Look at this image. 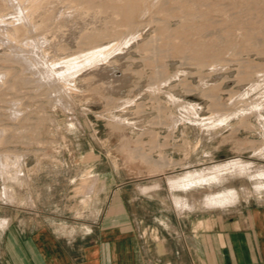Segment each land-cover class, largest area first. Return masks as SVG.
I'll return each mask as SVG.
<instances>
[{
  "label": "rangeland",
  "instance_id": "obj_1",
  "mask_svg": "<svg viewBox=\"0 0 264 264\" xmlns=\"http://www.w3.org/2000/svg\"><path fill=\"white\" fill-rule=\"evenodd\" d=\"M144 1L0 0V264L264 202V0ZM29 24L57 85L7 57Z\"/></svg>",
  "mask_w": 264,
  "mask_h": 264
},
{
  "label": "crops",
  "instance_id": "obj_2",
  "mask_svg": "<svg viewBox=\"0 0 264 264\" xmlns=\"http://www.w3.org/2000/svg\"><path fill=\"white\" fill-rule=\"evenodd\" d=\"M203 213L184 212L189 226H174L154 244L141 243L133 230L112 229L89 243L32 235L12 250L25 264H264V202Z\"/></svg>",
  "mask_w": 264,
  "mask_h": 264
},
{
  "label": "bare ground",
  "instance_id": "obj_3",
  "mask_svg": "<svg viewBox=\"0 0 264 264\" xmlns=\"http://www.w3.org/2000/svg\"><path fill=\"white\" fill-rule=\"evenodd\" d=\"M148 2H150L151 0H147ZM109 2V1H108ZM113 2V1H112ZM115 2V1H114ZM133 2L134 0H117V8H119L120 12L123 13V10L125 8V12L128 11L130 14L132 13H135L136 12V8L133 6ZM146 2V0L144 1ZM147 2V3H148ZM170 2V0L166 1L164 3V5H162V8H167V3ZM174 4L182 7V6H185L187 5V3L189 2V0H173ZM146 3V4H147ZM152 3V2H151ZM149 3V4H151ZM154 3V2H153ZM115 4V3H114ZM109 5V4H108ZM143 6V4H142ZM189 6V5H188ZM105 7V6H103ZM102 7V8H103ZM177 7V6H175ZM193 8V7H192ZM178 9V8H177ZM116 10V8H115ZM104 11V10H103ZM18 12H19V15H21L23 17V12H22V7H18ZM19 15H18V18H19ZM116 15V14H115ZM116 17H120V16H116ZM130 20V19H129ZM134 22V21H133ZM120 23V22H119ZM3 23H0V26H2ZM115 24V23H114ZM129 24V25H128ZM126 25L130 26L132 25V21H128L126 23ZM137 25V24H136ZM132 28V27H131ZM130 28V29H131ZM129 29V30H130ZM132 30V29H131ZM33 32V29H32V26L29 24V36L26 37V39L24 40H21V42H23L22 44H16L15 40H13L11 43H10V47L11 48V51L7 54V57H11L12 58V61L15 62V63H18L19 65H21L22 68L24 69H28L30 70L33 74V78L34 80H37V81H44V82H47V83H51L53 85H57L55 82H56V77L55 75L53 76L51 73L52 69H53V63L52 62H49L47 61L45 58L43 57H39V56H35L36 54L34 53L32 55V57L30 58V55L28 56V54H25V50L28 51V49H32V52H34L35 48L39 47L40 45V40L39 38H35V34L32 33ZM97 32V31H96ZM100 32V31H99ZM94 33V32H93ZM129 33H131L129 31ZM99 35H102V33H99L97 34L96 36L99 37ZM130 35V34H129ZM89 37V36H88ZM125 37V36H124ZM28 38H32L30 43L28 44H25V42L29 41L27 40ZM37 39V40H36ZM88 41V40H87ZM89 42V41H88ZM96 43V42H95ZM88 44V43H87ZM91 45V44H90ZM98 45V44H97ZM100 45V44H99ZM102 46V45H101ZM19 47V48H18ZM92 47V46H91ZM93 47H94V44H93ZM208 47V46H207ZM97 48V47H96ZM95 49V48H94ZM209 50V49H208ZM94 51V50H93ZM91 52V50H90ZM205 52V51H204ZM88 53V52H87ZM90 54V53H88ZM84 56V55H83ZM74 58V57H73ZM94 58V57H93ZM80 59V58H78ZM89 59V58H88ZM69 60V59H67ZM85 60V59H84ZM76 61V60H75ZM74 61V62H75ZM86 61V60H85ZM73 62V61H72ZM83 62V61H82ZM64 63V61H63ZM66 65L71 63V61H65ZM75 64V63H74ZM72 64L74 67L75 65ZM77 64V63H76ZM83 64V63H82ZM65 65V64H64ZM70 65V64H69ZM78 65V64H77ZM66 68L67 67H70V66H65ZM79 69V68H78ZM64 70V69H63ZM55 71V70H54ZM55 74V73H54ZM32 79V78H31ZM240 163L238 161H232V162H224V163H220L218 165H215L212 169H215L216 170H223L224 168H228V166H238ZM224 196L226 195H223L222 196H218L216 198H214V202H220L222 203V200L224 198ZM227 197V196H226ZM220 200V201H219ZM224 201V200H223Z\"/></svg>",
  "mask_w": 264,
  "mask_h": 264
}]
</instances>
